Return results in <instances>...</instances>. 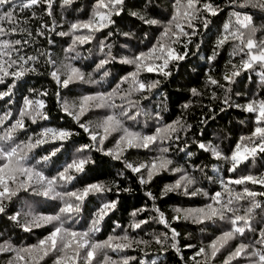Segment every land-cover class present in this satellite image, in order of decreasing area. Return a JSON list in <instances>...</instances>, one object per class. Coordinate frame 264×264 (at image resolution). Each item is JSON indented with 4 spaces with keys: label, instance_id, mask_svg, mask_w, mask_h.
Instances as JSON below:
<instances>
[{
    "label": "trees",
    "instance_id": "obj_1",
    "mask_svg": "<svg viewBox=\"0 0 264 264\" xmlns=\"http://www.w3.org/2000/svg\"><path fill=\"white\" fill-rule=\"evenodd\" d=\"M97 2L98 0H73L71 5L65 6L62 0H53L51 16L44 11L45 6L41 5L34 9L37 14L36 18H32L28 10L23 13L17 12L19 20L17 27L27 28L32 35L17 31L9 36L0 37V39H20L22 44L16 46L20 48L18 55L36 56L38 59L24 64L25 68H34L35 71H29L22 78L17 79L11 95L0 99V115L11 111V119L15 120L19 110L23 107L25 96L32 100H44L43 111L49 118L40 120L36 124L26 119V131L17 133L16 142L27 141L29 136L34 137L45 128L67 130L74 135L64 141L61 151L46 163L37 164V161L60 147L61 142L47 143L33 149L29 153L28 163L51 177L71 160L90 156L94 163L86 165L85 173L69 185L67 190L82 188L94 182H103L108 186H113L114 183L118 185V188L114 187L112 192L106 193L102 198L90 196L85 201L79 223L71 225L77 230L86 229L92 213L100 207L101 203L117 201V207L105 217L101 224V231L95 234V239L103 241L110 235L120 236L127 232L135 240H144L148 243L139 245L134 243L132 248L123 252L110 251L109 255L113 259L136 257V260L130 261V264H138L140 260L145 261V264H152L153 261L155 264H196V261L203 264V256L196 257V260L192 257L201 246L207 248L216 236L229 230V224L223 221L203 224L183 219L175 221L172 219L176 215L174 209L198 208L212 203L211 197L214 193L222 191L221 180L227 182L248 175L256 178L264 177V153L258 151L254 157L241 163L236 171L232 172L228 170L231 166L228 160L216 159L209 152L198 148V143L211 142L218 146L225 156H230L236 144L241 142V137L250 136L254 128L258 126L255 122V113H248L236 105H246L253 100H264V82H261L258 70L242 71L232 83L223 79L232 71L229 62L239 65L241 60L240 56L231 55L232 42L219 49V54L214 60H209V57L213 55L217 37L223 32V25L230 19L234 20L231 15L234 11L250 13L253 17V24L258 29L257 38L264 39V11L240 7L243 0H200L201 4L212 3L218 14L212 16L204 13L200 19L193 22L194 28L186 27V31L190 33L195 31L196 34L182 37L181 43L173 45L178 54L186 53L185 59L169 62L165 69L171 73L169 76H164L158 71L152 73L142 71L139 79L145 83L158 82L157 87L151 91L145 90L128 97L132 101H139L138 107L143 109L142 114L137 116L135 121L125 122L129 128L143 134H151L156 127L174 124L176 121H180L183 127L163 145L157 144L149 149H128L123 153L121 160H116L96 149L115 151L119 133L109 136L103 145L96 143L91 151L77 152L82 145L94 142L91 141L89 133L85 132L72 116L62 110L61 104L67 101L70 106L78 105L85 95L111 92L117 87L126 90L128 84L122 83V79L135 71V67L132 64L121 63V61L125 58L132 59L140 52H148L157 44L164 27L175 13L176 0H125L120 6V15H113L111 19L114 23L108 27L91 33L89 29H78L69 35H59L61 32L68 33L72 23H83L92 19L97 10ZM132 13H138L146 19H155L158 23L146 24L139 16H133ZM205 17L209 21L206 29L203 27ZM3 26L10 27L7 23H3ZM38 32H43V35H39ZM124 33L130 35L125 36ZM75 35H91L92 39L85 44L75 46L80 56L73 60L71 57L75 53L69 52L68 49L72 46ZM25 40L28 41L27 44L23 43ZM105 45H111V48ZM109 51L114 59L103 69L96 71V64L108 58ZM16 55L17 53H13V58ZM49 59L55 61V66L48 62ZM156 63L161 64L162 61ZM68 64L79 67L85 73V80L71 83L67 88H63L50 73L54 67L60 69L62 80L65 72L64 66ZM104 71H107L109 75L101 80ZM89 73L91 79L98 83L89 82ZM209 76L216 79L219 85L210 84ZM12 83L13 78L5 77L4 82L0 83V91H7ZM193 89L197 91V95L193 94ZM45 92L47 95H42ZM57 93H59V100ZM115 99L117 104L124 103L119 95ZM225 100L228 103H225ZM111 111L108 108H93L81 117L80 123H84L96 132L98 131L97 125ZM132 111L135 113L136 110ZM157 112L161 117L159 120L155 119ZM10 123L11 121L6 122V125ZM3 127L0 126V132L3 131ZM176 136H179L178 140ZM161 146L169 148V152L165 154L173 161L169 167L185 169L196 180L193 188L202 189L208 193L207 196L203 194L186 196L182 192H171L164 196L162 189L165 185L174 183L179 178L178 173L170 170L163 171L154 176L149 184H141L138 179L140 174L125 168V162L134 165L150 163L160 155L159 147ZM249 146H252L250 142ZM188 152L193 155H187ZM35 187L39 189V185ZM230 187L237 191L248 187L258 193L264 192V185L251 184V182H246L245 185L232 184ZM124 189H129V191H124ZM58 190L64 191L65 189ZM147 192H151L156 197L155 201L146 195ZM256 199L264 206V197L258 196ZM61 204L62 201L59 199L37 196L31 189L27 191L21 189L16 197L6 202V212L0 214V240L8 241L17 248L37 244L53 230V226L34 227L28 232L24 230L23 225L31 219L32 215L57 213ZM240 206L245 207L246 203L242 201ZM155 207H159L164 212L171 227L179 233L177 237L179 253L170 247L172 243L170 238L167 245L156 243L155 237L162 233L168 232L170 237V229L164 225L150 220L147 225H142L141 229L133 230L129 227L133 219L139 221L155 216ZM141 208L147 211L132 217L131 214ZM16 213H20L19 223L10 219ZM117 224L121 227H116ZM252 226L256 231L246 232L242 238L246 243L255 240L259 230L264 228V210H255ZM240 239L231 241L214 260H209L208 264H224L225 258L240 242ZM186 245L194 247H186ZM12 255L11 253L0 254V264H8ZM101 259L102 256H98L94 264H99ZM46 264H53V257L46 258ZM233 264L237 262L234 261ZM239 264H247V261L241 259Z\"/></svg>",
    "mask_w": 264,
    "mask_h": 264
},
{
    "label": "snow or ice",
    "instance_id": "obj_2",
    "mask_svg": "<svg viewBox=\"0 0 264 264\" xmlns=\"http://www.w3.org/2000/svg\"><path fill=\"white\" fill-rule=\"evenodd\" d=\"M63 5H71L73 0H62ZM125 0H98L96 5V12L92 19L83 23H72L68 33L61 32L59 35L65 36L75 33L78 29H89L90 33L100 31L110 24L114 23L111 19L113 15H120V6L124 4ZM53 0H0V37H6L17 31L26 32L31 36L32 33L25 27H17L19 20L17 12L23 13L25 10L31 12V17L36 18L35 8L44 5V11L51 16ZM199 5V6H198ZM240 7H249L253 9H260L264 11V0H243ZM208 13L212 16L218 14L217 9L213 7L212 3H200V0H176L175 13L169 23L164 27L162 36L157 44L148 52H140L132 59L125 58L121 63L132 64L135 71L125 76L122 83H127L128 88L122 90L119 87L114 88L111 92H99L95 95H85L81 98L78 105H69L67 101L62 102V110L69 116H72L79 126L90 135L93 144H85L77 149L78 153L91 151L96 143L103 145L105 140L114 133H119L116 140L115 151L109 149L105 151L103 148H97V151L104 152L105 155L111 156L116 160H121L123 153L128 149L143 148L149 149L157 144L163 145L165 142L173 138V134L179 132L183 127L180 121L174 124H167L158 126L151 134H143L139 131L126 126V121H135L137 116L141 115L143 109L138 107L139 101H132L128 97L134 93H142L143 91H151L157 87L158 82L145 83L139 79L142 71L148 73L161 72L164 76L171 75L170 72L165 71L170 61H179L185 59V55L178 54L173 45L181 43L182 37H190L195 35V31L188 32L189 29L194 28V21L201 18V15ZM133 16H139L146 24L155 25L158 23L155 19H146L138 13H132ZM233 19L223 25V32L217 37L213 55L209 60H214L219 54V49L223 48L229 42H232V56H240L239 65L229 62L232 71L226 74L223 79L232 83L235 78L241 75L242 71H257L261 82H264V39L257 38V27L253 24V17L250 13H242L234 11ZM27 21H25L26 23ZM3 23H7L10 27L6 28ZM208 19L205 17L203 27H208ZM43 35V32H38ZM111 35V33H109ZM125 36L130 35L124 33ZM90 39L91 35H75L72 41V46L68 49L69 52H74L75 55L71 59H78L80 53L76 51L77 44H85ZM51 42V41H50ZM190 42V40H189ZM27 44L28 41H23ZM22 41L20 39L8 40L0 39V83L4 82L5 77L13 78V83L9 86L7 91H0V99L11 95L12 88L15 87V81L22 78L27 72L35 71L34 68H25L24 64L29 61L37 60L36 56L18 55ZM109 49L111 45H105ZM13 53H17L13 58ZM114 59L111 52L108 53V58L102 59L96 64V71L104 68L105 65ZM162 61L161 64L156 63ZM48 62L55 66V61L49 59ZM64 78L61 80L60 69L55 68L50 73L57 83L61 84L63 88H67L71 83L85 80V73L72 64L64 66ZM109 73L103 72V76L107 77ZM89 82L98 83V81L91 79V74H88ZM209 83L212 85H219L216 79L209 76ZM194 95H197L195 89L192 90ZM46 96L47 93H42ZM119 95L124 103L117 104L116 96ZM59 100V93H57ZM147 99V97H144ZM225 103H228L225 100ZM187 107V105H185ZM248 113H255V122L258 126L248 137H241V142L237 143L234 151L230 156H225L219 147L208 144L198 143V148L209 152L216 159H225L230 162L229 171H236L241 163L247 161L250 157H254L257 152L264 153V100H253L246 105H236ZM44 100H32L27 96L24 97L23 107L19 110L18 117L12 120L11 111H7L0 115V126L3 131L0 132V214L6 212V202H9L16 197L18 192L23 189L25 191L31 189L35 195L48 197L51 199H59L62 201L59 210L51 215H32L31 219L23 225L25 231H32L34 227L39 228L46 225H52L53 230L39 240L37 244L25 247H15L8 241L0 240V254L11 253L12 258L8 264H46V258L53 257V264H94L98 256H102L99 264H130V261L136 260V257H127L120 260L113 259L109 252L118 253L133 247V244H147L144 240H135L130 237L127 232L120 236H108L107 239L100 241L95 239V234L101 231V224L116 207L117 201H108L101 203L100 207L96 209L91 216L89 226L83 230H77L71 225L79 223L80 214L84 210L85 201L90 196L102 198L106 193L113 191V188H118L117 184L108 186L103 182H94L84 185L82 188H72L67 190L68 186L73 184L82 174L85 173L86 165L94 163L90 156H84L78 159H73L67 163L56 175L48 177L43 171L36 166L28 163L29 153L47 143L61 142L60 147L55 148L52 152L41 157L37 164L46 163L63 147V142L67 141L74 133L67 130H55L53 128H45L34 137L29 136L27 141L16 142V135L19 132L26 131L25 120H30L36 124L40 120H47L49 117L46 112ZM93 108H108L112 111L106 115L104 120L97 125L98 131L93 132L84 123H80V119L86 112ZM135 109V113H133ZM155 119H161L159 112L155 114ZM11 121L6 125V122ZM177 140L179 136L175 137ZM249 142L252 146H249ZM183 151V149H180ZM160 155L150 163H140L134 165L125 162V168L131 170L133 173L140 174L138 179L141 184H149L154 176L163 171H172L179 174V178L172 184L165 185L162 189V195L166 196L171 192H182L184 195L196 196L203 194L208 195L200 188H193L196 180L185 169L181 167L170 168L173 161L165 154L169 152L168 147H159ZM187 155H193L188 152ZM144 170V173H142ZM122 175V174H121ZM246 182L251 184L264 185V177L256 178L251 175L243 176L235 180L224 181L221 180L222 191H217L211 197L212 203L204 207L198 208H175V216L173 220L179 221L191 220L194 223L203 224L205 222L223 221L229 224V230L223 231L216 236L208 245L207 248L201 246L192 257H204L203 264H208L209 260H214L218 253L221 252L231 241L240 239L224 260V264H233L234 261L239 264L241 259L247 261V264H264V228L259 230L258 236L255 240L244 242L242 239L246 232L256 231L253 228L252 222L256 209L264 210V206L257 201L256 197H264V192H256L244 187L241 191H237L230 187V185H245ZM39 185V189L35 186ZM65 189L59 191L58 189ZM129 191V189H124ZM146 195L155 201L156 197L147 192ZM246 203L245 207H241V202ZM147 211L145 208L134 211L132 217L138 216L140 213ZM155 216H151L144 220L133 219L129 227L133 230L141 229L142 225H147L150 220L156 221L166 228L170 229L169 233H162L155 237L156 243L167 245L169 238L172 243L170 247L175 249L177 253L180 252L178 247L177 237L179 233L175 228L171 227L170 222L166 219L164 212L159 207H155ZM242 213V214H241ZM29 215H31L29 213ZM20 213L11 216L10 219L19 223ZM116 227H121L119 224ZM186 247H194L193 245H186ZM165 250L167 248L165 247ZM138 264H145V261L140 260ZM155 264V261L152 262ZM196 264H201L196 261Z\"/></svg>",
    "mask_w": 264,
    "mask_h": 264
}]
</instances>
